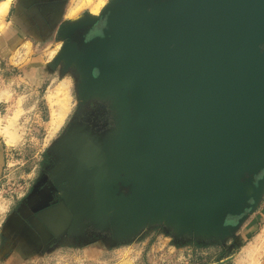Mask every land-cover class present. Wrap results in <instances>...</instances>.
<instances>
[{"label": "water", "instance_id": "95a60500", "mask_svg": "<svg viewBox=\"0 0 264 264\" xmlns=\"http://www.w3.org/2000/svg\"><path fill=\"white\" fill-rule=\"evenodd\" d=\"M83 29L81 49L66 43L57 59L116 120L89 134L74 122L57 143L74 151L75 224L118 238L153 224L235 236L264 198V0H111L63 36Z\"/></svg>", "mask_w": 264, "mask_h": 264}, {"label": "rangeland", "instance_id": "374dc122", "mask_svg": "<svg viewBox=\"0 0 264 264\" xmlns=\"http://www.w3.org/2000/svg\"><path fill=\"white\" fill-rule=\"evenodd\" d=\"M72 1L66 19L99 15L111 0L98 13L85 7L75 16L69 14ZM12 3L0 22V142L5 149L0 169V264H186L228 255L233 256L229 264H264V242L248 257L244 250L252 237L246 236L224 240L177 237L165 224H153L136 235L118 238L85 220L77 234L60 231L53 240L42 241L23 226L17 214L25 216V206L35 202L43 175L55 161L52 156L57 159V143L70 125L75 122L103 133L115 128L116 119L109 100L81 99L78 69L57 59L64 36L34 42L13 24ZM27 41L31 49L18 58V48ZM60 107L66 113L58 112ZM55 120L60 126L53 132ZM263 209L264 198L260 212ZM263 226L264 216L259 218L256 233Z\"/></svg>", "mask_w": 264, "mask_h": 264}, {"label": "flooded vegetation", "instance_id": "af4514ba", "mask_svg": "<svg viewBox=\"0 0 264 264\" xmlns=\"http://www.w3.org/2000/svg\"><path fill=\"white\" fill-rule=\"evenodd\" d=\"M69 2L70 0H13V24L34 42L46 43L61 39L68 23L76 20L66 19ZM87 36L85 29L76 30L70 38H64L62 47L68 43L70 46L76 44L81 49ZM82 126L85 128L82 127V133L89 134L91 128ZM55 153L57 159L52 156L55 161L43 175L42 186L37 191L35 202L25 206V216L17 214L25 224L23 226L42 241L53 240L60 231L77 234L80 229L79 224H75L76 217L73 212L70 208L67 209L68 204L64 197L70 185L69 180L65 178V163L68 157L74 156V151L69 146L56 147ZM62 163L64 166H61ZM61 213L63 217L60 219L58 214ZM51 214L59 220L49 225L44 219Z\"/></svg>", "mask_w": 264, "mask_h": 264}, {"label": "bare ground", "instance_id": "6f19581e", "mask_svg": "<svg viewBox=\"0 0 264 264\" xmlns=\"http://www.w3.org/2000/svg\"><path fill=\"white\" fill-rule=\"evenodd\" d=\"M105 2H106V0H73L71 2V7L69 8V14L71 16H75L76 14H78L85 7H90L91 10L93 11V13H98L101 10V8L104 6ZM11 3H12V0H3L0 3V22H2V20L7 15L8 11H9V8L11 6ZM31 47H32V45H31V42L30 41H27V42L23 43V45H21L20 48H18L19 49L18 50V56H19L18 58H22L23 57L22 53H25L26 54L31 49ZM54 53H55V51H52V53L50 52V55H52ZM50 100H51V98H50ZM60 102H61V100H60ZM64 108L65 107L63 105V109ZM63 109L60 107V109L58 110V112L60 110L62 111ZM63 112H64V110L62 111V113ZM53 113L56 114L55 112H53ZM64 113H66V112H64ZM54 114H53V116L55 117ZM58 114L60 115V113H58ZM59 115H58V117H59ZM62 115H65V114H62ZM62 117H64V116H62ZM55 119L58 120L57 117H55ZM61 122H63V120ZM54 123H55V126L53 125L54 127L52 128L53 129V132H55L58 129V127L60 126L59 125L60 123L59 124H58V122L56 123V120H55ZM51 133H52V131H51ZM263 242H264V226L252 238L249 239L248 244L245 247L244 254H246L248 257L251 256L253 253L256 252L257 248H259Z\"/></svg>", "mask_w": 264, "mask_h": 264}, {"label": "crops", "instance_id": "0c3cea01", "mask_svg": "<svg viewBox=\"0 0 264 264\" xmlns=\"http://www.w3.org/2000/svg\"><path fill=\"white\" fill-rule=\"evenodd\" d=\"M31 63H32V61H31ZM33 65L36 66L37 64L34 63ZM1 148H2V156L0 155V169L2 168V164H4V161H5V157H4L5 149H3V145L0 142V151H1ZM260 205H261V203H260ZM260 205L245 220V222L242 224V226L240 227V229L237 231L236 237H241L243 239L245 236L248 238V237H253L256 234L257 226H258V223H259V218H262L264 216V211L263 212H260V210H259ZM58 215H60L59 216L60 219L63 217L62 213L61 214H58ZM59 218H57V217H55V216H53L51 214V215L47 216L46 219H44V220L46 221V223H48L49 225H51V224H54V222H56L57 220H59ZM229 256L230 255L224 256V257H222L220 259L213 260V261H211V260L210 261H205L203 263L192 261V262H188L186 264H229L230 261H228V262H221L223 259H226Z\"/></svg>", "mask_w": 264, "mask_h": 264}]
</instances>
